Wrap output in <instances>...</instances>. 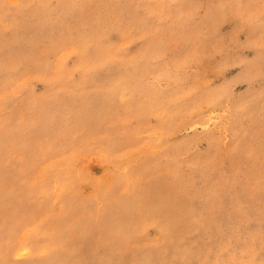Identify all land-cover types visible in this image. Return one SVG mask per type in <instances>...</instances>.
Segmentation results:
<instances>
[{
    "label": "rangeland",
    "instance_id": "rangeland-1",
    "mask_svg": "<svg viewBox=\"0 0 264 264\" xmlns=\"http://www.w3.org/2000/svg\"><path fill=\"white\" fill-rule=\"evenodd\" d=\"M0 264H264V0H0Z\"/></svg>",
    "mask_w": 264,
    "mask_h": 264
}]
</instances>
